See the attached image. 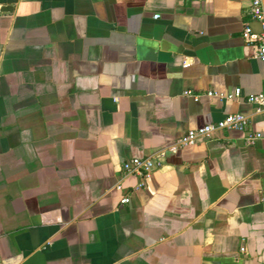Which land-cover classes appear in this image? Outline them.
<instances>
[{
    "label": "crops",
    "instance_id": "crops-1",
    "mask_svg": "<svg viewBox=\"0 0 264 264\" xmlns=\"http://www.w3.org/2000/svg\"><path fill=\"white\" fill-rule=\"evenodd\" d=\"M246 27L250 0H0V264H264Z\"/></svg>",
    "mask_w": 264,
    "mask_h": 264
},
{
    "label": "built area",
    "instance_id": "built-area-1",
    "mask_svg": "<svg viewBox=\"0 0 264 264\" xmlns=\"http://www.w3.org/2000/svg\"><path fill=\"white\" fill-rule=\"evenodd\" d=\"M250 14L253 21L259 22L262 30L259 34L251 31L246 27L243 33V38L247 46L253 48L254 56L257 60L264 63V0H250ZM158 19L159 16H154ZM240 96V90L234 91V97ZM247 102L257 107V109H264V93L254 94L247 98ZM247 125V118L241 114H231L226 116L223 120L205 125L200 128L191 129L182 134L178 138L176 145L184 147L191 145L200 139H209L216 132L223 130H243ZM259 138L258 134H247L245 143L247 145L254 144ZM155 169L153 162L142 159H132L124 164V171L128 174H134L139 178L138 187L145 185L146 179ZM264 201V196L262 197ZM128 198L122 200V203H127Z\"/></svg>",
    "mask_w": 264,
    "mask_h": 264
},
{
    "label": "water",
    "instance_id": "water-1",
    "mask_svg": "<svg viewBox=\"0 0 264 264\" xmlns=\"http://www.w3.org/2000/svg\"><path fill=\"white\" fill-rule=\"evenodd\" d=\"M4 9H6V8H4Z\"/></svg>",
    "mask_w": 264,
    "mask_h": 264
}]
</instances>
